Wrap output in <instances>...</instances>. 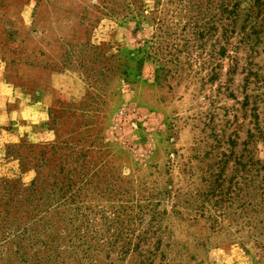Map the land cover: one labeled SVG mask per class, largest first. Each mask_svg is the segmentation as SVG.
<instances>
[{
	"label": "rangeland",
	"instance_id": "rangeland-1",
	"mask_svg": "<svg viewBox=\"0 0 264 264\" xmlns=\"http://www.w3.org/2000/svg\"><path fill=\"white\" fill-rule=\"evenodd\" d=\"M0 81V264H264V0H0Z\"/></svg>",
	"mask_w": 264,
	"mask_h": 264
},
{
	"label": "crops",
	"instance_id": "crops-1",
	"mask_svg": "<svg viewBox=\"0 0 264 264\" xmlns=\"http://www.w3.org/2000/svg\"><path fill=\"white\" fill-rule=\"evenodd\" d=\"M28 95L0 81V129L9 128L2 130L10 138L22 132L23 122L32 124L44 114L46 102L38 97L33 100Z\"/></svg>",
	"mask_w": 264,
	"mask_h": 264
},
{
	"label": "trees",
	"instance_id": "trees-1",
	"mask_svg": "<svg viewBox=\"0 0 264 264\" xmlns=\"http://www.w3.org/2000/svg\"><path fill=\"white\" fill-rule=\"evenodd\" d=\"M260 170H264V166H262V168H261ZM261 179H262V181L264 182V175H263V177H262ZM262 186H263V185H262ZM262 190L264 191V187H262Z\"/></svg>",
	"mask_w": 264,
	"mask_h": 264
}]
</instances>
